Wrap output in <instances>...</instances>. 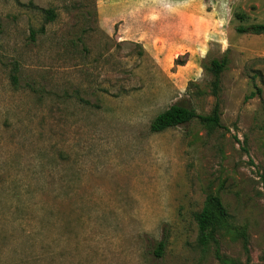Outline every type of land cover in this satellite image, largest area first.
Instances as JSON below:
<instances>
[{
	"label": "rangeland",
	"instance_id": "1",
	"mask_svg": "<svg viewBox=\"0 0 264 264\" xmlns=\"http://www.w3.org/2000/svg\"><path fill=\"white\" fill-rule=\"evenodd\" d=\"M257 22L264 0H0V264H264V34L236 31ZM224 56L223 127L152 132L212 110Z\"/></svg>",
	"mask_w": 264,
	"mask_h": 264
},
{
	"label": "trees",
	"instance_id": "2",
	"mask_svg": "<svg viewBox=\"0 0 264 264\" xmlns=\"http://www.w3.org/2000/svg\"><path fill=\"white\" fill-rule=\"evenodd\" d=\"M49 12H52L48 10ZM52 14V13H51ZM237 17L244 21L248 18V15L243 12H238ZM51 16H54L53 14ZM236 31L239 34H264V22H257L251 24H239L236 27ZM228 63L226 56L222 58H214L206 69L211 73V87L213 94L217 97V100L209 113H199L192 106L185 105L184 103H174L164 111L160 112L151 122L150 129L152 132H162L171 127L190 123L194 120L200 121L202 124L210 127H223L221 116V102L220 96V84L221 73L224 71ZM13 81H17V77H13ZM256 91H252L245 99L255 97ZM196 220L199 229L198 243L203 248L209 246L210 243H215L217 246V252L219 255V239L217 234L220 230L224 229L228 221V211L217 194H208L204 207L201 211L197 212ZM164 240L160 241L156 252L158 255H162L164 250Z\"/></svg>",
	"mask_w": 264,
	"mask_h": 264
}]
</instances>
